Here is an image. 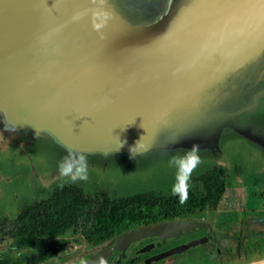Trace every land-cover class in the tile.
<instances>
[{
	"label": "water",
	"instance_id": "obj_1",
	"mask_svg": "<svg viewBox=\"0 0 264 264\" xmlns=\"http://www.w3.org/2000/svg\"><path fill=\"white\" fill-rule=\"evenodd\" d=\"M120 1L53 0L52 4L65 14L55 24L41 26L44 28L36 32L34 26L40 23L41 13L50 10L51 0H20V2L0 0V111H4L3 115L9 120L8 110H10L12 116L15 115L18 119L37 121L40 126H44L47 124L42 117L41 109L44 108L57 114L56 119L62 126L74 128L81 134L110 138L109 141H102L101 149L84 150L82 153L98 152L107 155L110 151L122 148L123 153L131 154L134 148L135 155H140L155 148L164 151V156H161L173 157L182 155L195 146L202 160L207 156L205 158L207 162L212 163V166H223L229 159L227 153L230 148L239 146L249 159L264 166V15H258L259 10L264 11V0H195L199 9L219 7L225 10H256L250 16L257 21H253L254 26L246 28L243 32L238 31L242 29L238 27V32H235L227 43L215 49V54L218 55L220 52L223 60L230 57L233 51L242 50L250 45L248 55L241 61L233 57L228 59V64L232 62L229 65L232 70L221 77L216 88L190 92H168L156 88L160 80L166 76L189 73L187 66L191 65L192 59L179 57L149 60L145 53L161 52L163 49L157 45V42L165 44L176 42L174 35L186 36V33L190 32L189 28L195 25V21L198 23L204 21L206 14L202 13L201 9L193 12L188 10V0H177L170 8L174 10L168 13V17H156L153 14L144 16V13L154 11L153 8L138 1L139 6L135 7V10L129 5L119 9ZM75 3L87 10H82V14L81 10L74 9L75 14H71L69 6ZM125 3L128 4L127 1ZM19 7L23 8L25 12L23 17L26 20L25 25L21 27L17 25L14 13ZM127 11L134 13L142 11L143 15L134 16ZM173 12L176 13L177 18L173 19ZM28 26L33 28L30 29ZM84 26L87 27V32L81 30ZM74 27L81 30L82 39L84 35H89L87 40L89 44L86 41L85 44L91 48L95 45L105 50L120 51L121 58H124L128 51L138 52L137 56H141L138 61L123 66L121 70L145 73L143 69L148 68L149 72L157 71L156 88L150 91L130 89L100 92L96 93L102 94L96 97L98 102L95 101L96 98H87L83 94V103L90 110L86 113L77 110V106L82 104L73 103L75 96L72 102H69L67 97L59 96L54 98V100L59 99L54 103L48 90L30 89L27 83L20 86V76L24 78L25 75L22 70L19 71V67L25 68L29 63L40 64L47 60L45 53L48 50L44 47H52L50 33L63 35ZM35 33L41 34L42 37H36ZM144 34L152 37L153 42L148 44L143 38ZM189 40L190 37L187 38V43ZM58 48L64 49L60 46ZM19 50L25 52L23 57L17 55ZM81 51L83 52L82 48ZM4 52L8 56L4 55ZM13 52H16L14 56H12ZM107 65L108 61L105 66ZM123 76L128 77V80L135 77L133 74ZM159 86L161 88V83ZM93 107L103 111H95ZM159 141L161 143L158 144ZM113 147L115 149L110 150ZM102 160L106 162V156H103ZM35 179L33 173L34 186ZM180 221H185L186 224L166 234L160 231L135 233L140 229ZM206 226L208 223L202 220L178 217L131 228L117 235L115 240L109 243L106 249L104 248L102 257L96 264H100L101 261L103 264L106 263L116 249H122L125 253L135 239L157 235L161 240H167L176 234H185L189 230ZM122 237H127L126 243L119 246L118 242ZM202 239L193 240L175 251L182 252ZM94 256L96 255H92L84 263ZM261 261H264V257L236 264H261Z\"/></svg>",
	"mask_w": 264,
	"mask_h": 264
},
{
	"label": "rangeland",
	"instance_id": "obj_2",
	"mask_svg": "<svg viewBox=\"0 0 264 264\" xmlns=\"http://www.w3.org/2000/svg\"><path fill=\"white\" fill-rule=\"evenodd\" d=\"M126 1L128 4L125 3ZM138 1L143 5L152 7L154 10L144 13V16L153 14L156 17H168V13L174 10L170 8L177 0H154V2H150V0H121L118 8L121 9L122 6L125 8L129 5L130 8L132 7V10H135V7L139 6L137 4ZM52 3L53 0H51L49 11L41 13L40 23L34 26L35 31L37 30L36 32L44 28L41 26L55 24L65 14L63 11L61 13L58 7ZM188 4V10L191 12L197 9L200 11L201 9L202 13L207 16L205 20L200 23L195 21V25L189 28L190 32H187L186 36L183 34L174 35L176 42L168 44L157 42V45L163 49L161 52L152 51L145 53L146 58L149 60L175 59L179 57L192 59L191 65L187 66L189 73L164 77L163 80H160L161 88L159 86L160 83L156 88L157 71L149 72L148 68L143 69L145 73L121 70L123 66L138 61L141 57L137 56L139 55L138 52L128 51L126 56L121 58L120 51L105 50L95 45L94 48L87 46L85 41L89 44V41H87L89 35H84V39L81 36V30L84 32L88 31L85 26L81 30L77 27L71 28L63 33V35L51 32L49 37L51 38L53 48L49 46L44 47V49L48 50L45 53V60H47L45 63L42 61L40 64L36 62L29 63L25 68L23 65V68L19 67V71L22 70L21 72L25 75L24 78L20 76L19 85H26L27 83L30 89L37 91H42V89L48 90V93L52 97L50 99L54 103H57V100H59H54V98H58L59 96L67 97L69 102H72L75 96L76 99L73 103L82 104L81 106H77V110L86 113L90 112V110L83 103V94L87 98H96L102 95L96 93L118 92L130 89L150 91L156 88V90L162 89L168 92L212 90L216 88L221 77L227 74L229 70H232V67L229 66L232 62L228 64V59L233 57L235 60L241 61L243 57L248 55L250 45L242 50L233 51L230 57L223 60L221 59L222 54L220 52H218V55L215 54V49L221 44L227 43L235 32H243L246 28L253 27V21L257 20L251 18L250 15L256 10H225L219 7H203L199 9V5L195 3V0H188ZM74 9L81 10L82 14V10H87L78 6L77 3L69 6L71 14H75ZM130 11H127V13L134 16L143 15L142 11H136V13ZM14 13L16 14L17 25L20 27L25 25L24 21L26 20L23 17L25 14L23 8L19 7L15 9ZM210 13H212L211 16ZM258 15H264V11L259 10ZM172 17L173 19L177 18L175 12L172 13ZM238 27L242 29L237 31ZM32 28L30 27V29ZM35 36L42 37L41 34L38 35L37 33H35ZM188 37H190V40L187 43ZM143 38L148 44L154 40L148 34H144ZM59 46L64 49H59ZM3 54L7 55L5 52ZM15 54L16 52H13L12 56ZM17 55L23 57L25 52L19 50ZM106 60L108 61L107 66H105ZM3 74L5 75V73ZM125 74H133L135 77L132 80H128V77L123 76ZM95 101L98 102V99L96 98ZM97 109V107H93L95 111H103L102 109ZM41 110L43 112L42 117L47 123L44 126H40L37 121H25V118L18 119L15 115L12 116L10 110H8V120L3 115L4 111H0V217H14L24 205L31 204L48 196L51 190L59 185L60 177L58 176L57 166L68 154L69 148L81 152L84 150H99L103 145V140H110L106 136L98 137L91 134H81L74 128L62 126L59 120L56 119L57 114L52 113L48 109L43 108ZM114 149L115 147L113 149L110 148V150ZM163 152L152 148L143 154L135 155L134 158L129 153H123L122 148L110 151L107 155L98 152L83 153L86 155L89 165V179L87 182H77L73 185L84 188L86 192L104 190L111 197H125L145 191L160 192L164 195L171 194L175 169L169 167L168 164L172 157H163ZM227 154L231 161L238 164L243 165L246 163L248 165L249 163L246 161L248 155L239 146H232ZM103 156H106V162L102 160ZM205 157L207 156L203 157L202 164L193 173L192 177L212 167V163L207 162V158ZM256 163H254V166ZM33 173L36 177L35 186L32 182ZM263 176H260L261 179L258 186L253 187L255 196H252L261 205H264V195L260 194L264 188ZM229 180L228 191L222 197L216 210L228 211L236 208L241 217L243 210L240 211V209L244 208L243 205L247 204V198L250 196L240 176H232ZM249 201L251 200L249 199ZM196 217L198 216H195V219ZM234 230L237 237L239 236L241 240L242 235L238 233L240 228L235 227L232 232ZM230 236L232 235H222L220 239L212 237L206 241V245L211 247L210 258L212 260L210 261L212 263L207 260L206 251L202 252V249L199 247L185 252L182 255V260L177 262V264H236L264 257L263 243L259 245L255 253L249 254L244 247H241L239 252H234L236 254L230 253L221 260L225 245L231 239ZM67 238L71 242L65 245V241L63 242V240H67ZM215 239L218 240L217 243ZM55 241H57L55 244H51L56 246L55 252H59L61 248V252L63 253L54 257L47 264H70V259L81 260L92 252L104 249L109 244L97 245L86 243L82 240L80 234L73 229H69L57 236ZM75 245L76 247H73ZM0 248H3V246L0 245ZM218 248L221 252L217 250ZM74 250H76L75 254L71 255L70 253ZM3 256L5 257V255ZM120 256V252H117L109 264H129V262L119 263ZM9 257L10 264H26L22 260V252H15L12 256L9 255ZM140 262L138 261L134 264H140Z\"/></svg>",
	"mask_w": 264,
	"mask_h": 264
},
{
	"label": "trees",
	"instance_id": "obj_3",
	"mask_svg": "<svg viewBox=\"0 0 264 264\" xmlns=\"http://www.w3.org/2000/svg\"><path fill=\"white\" fill-rule=\"evenodd\" d=\"M226 171L216 165L193 176L184 204L178 196L155 191L111 197L104 190L86 192L73 184L57 185L48 196L24 207L9 234L31 249L24 254L25 261L38 264L55 253L56 248L47 245L49 239L69 228L80 230L86 241L101 244L140 225L214 210L226 190Z\"/></svg>",
	"mask_w": 264,
	"mask_h": 264
},
{
	"label": "flooded vegetation",
	"instance_id": "obj_4",
	"mask_svg": "<svg viewBox=\"0 0 264 264\" xmlns=\"http://www.w3.org/2000/svg\"><path fill=\"white\" fill-rule=\"evenodd\" d=\"M239 165L241 164L234 162L230 166L225 167L227 170L226 177L229 175L231 176L239 175L243 179V182H244V179L247 182L249 181L251 182L252 179L256 178V181L254 183H257L258 180L261 179L260 176L264 175V172L256 171V170L254 171V169L250 168L251 166L246 168L247 166L246 164H243L241 166ZM261 195L262 196L264 195V188H263ZM27 205L29 204L24 205L18 211L16 216L20 212H22L24 207ZM16 216L14 217L1 216L0 217V239H1L0 245L3 246V248H0V260H7V264H10L8 260L10 258L9 255L12 256L13 253L15 252H22V260L26 264H28L24 259V254L30 251L31 249H29V247L25 246L24 244L22 243L20 244L19 242L15 241V238H12L9 234L11 227L14 225L16 221L15 220ZM195 216H198L196 217V219L200 218L199 220L202 219V221L207 222L208 226L200 227L196 230H189L185 234H176L174 236L169 237L167 240H161L159 236L157 235H150L149 237H141V238L135 239L130 243L125 253L122 249L114 250L112 254L109 256L107 262L104 264H109L112 257L117 252H120L121 254L120 259L118 260L119 263L129 262V264H134L138 261H141L140 264H177V262L182 260V255L185 252L192 251L195 248H199V247L200 249H202V252L206 251L207 260L211 262L210 261L212 260L210 258L211 247L206 245V241H208L209 238H212V237H215L216 239H220L222 235H226V236L232 235V236H230L231 239L229 237L230 241L225 245V248L223 251L224 254L221 255L222 256L221 260L227 257L230 253L232 254L235 251L239 252L241 247L242 248L244 247L245 250L249 254H252L253 252L255 253V250L259 247V245L264 243V216H259L258 214L249 215L247 214V211L243 210V214L240 217L236 208H233L228 211L227 210L217 211L216 209L212 210V209L207 208L203 212H197L194 215L186 216L183 218L189 217V218L195 219ZM235 227L240 228L238 233L242 235L241 240L239 236L237 237L235 230L234 232H232L233 228ZM69 229H73L74 231L78 232L82 240L89 244L103 245L106 243H111L116 238L114 237L111 240L101 243V244L90 243L83 238L80 230L76 228H69ZM56 238L57 236H55L54 239H49V242L47 245L53 246L51 244L52 243L55 244L57 242L55 241ZM196 239H202V240L198 242L196 245H194L193 247L185 249L182 252L175 251L177 248L193 240H196ZM216 239H215V242L217 243L218 240ZM64 241L66 242L64 243L65 245L71 242L68 240V238L67 240H63V242ZM54 247L56 248V246ZM73 247H76V245ZM217 250L221 252L219 248ZM98 251L90 253L89 255H87L85 258L81 260H78V259L73 260L72 258L70 259L71 260L70 264H81V261L84 262L86 259L94 255ZM57 252L53 253V255L50 257H45V259L38 264H47V262L51 261L54 257H57L61 253H63L61 252V248L59 252L58 253ZM75 252L76 250L72 251L70 254L74 255ZM3 255H5V257Z\"/></svg>",
	"mask_w": 264,
	"mask_h": 264
},
{
	"label": "clouds",
	"instance_id": "obj_5",
	"mask_svg": "<svg viewBox=\"0 0 264 264\" xmlns=\"http://www.w3.org/2000/svg\"><path fill=\"white\" fill-rule=\"evenodd\" d=\"M139 143V142H138ZM137 143V144H138ZM131 150V157H135V152ZM169 167L175 169L174 183L171 187V194L179 197V202L184 204L189 198L191 188L190 181L193 173L202 164V159L195 146L190 151L182 155L173 156L169 162ZM59 186L63 188L66 184H76L77 182H87L89 179V165L87 157L79 150L68 149V154L58 164ZM81 264H84L81 261ZM103 264V261L100 262ZM264 264V261H261Z\"/></svg>",
	"mask_w": 264,
	"mask_h": 264
},
{
	"label": "crops",
	"instance_id": "obj_6",
	"mask_svg": "<svg viewBox=\"0 0 264 264\" xmlns=\"http://www.w3.org/2000/svg\"><path fill=\"white\" fill-rule=\"evenodd\" d=\"M249 163L248 165L246 166V168L250 167L251 169H254V171H261V172H264V166H260L259 163H256L255 166H254V161H252L251 159L247 158V160ZM232 163H234V161H231L230 159L227 160V162L223 165V167H228L230 166ZM246 164V163H245ZM258 165H259V168H258ZM254 166V167H253ZM249 168V169H250ZM239 176V175H238ZM232 176L229 175L226 177V190L223 194V196H225V193L228 191V185L230 184L229 183V178H231ZM256 181V178L252 179L251 182H247L246 180H244V183L243 185L245 186V188L247 189L248 191V195L250 196L249 198H247V204L243 205L244 208L240 209L241 210H245L247 211V214L249 215H252V214H258L259 216H264V205H261V203L257 202V199L255 197L252 198V196H255V192H253L254 190V186H258V183H259V180L257 183H254ZM262 193V192H261ZM260 193V194H261ZM230 194V192H229ZM222 196V197H223ZM222 199V198H221ZM249 199L251 201H249ZM221 201V200H220ZM261 206V207H260ZM251 211V212H250ZM255 211V212H254Z\"/></svg>",
	"mask_w": 264,
	"mask_h": 264
},
{
	"label": "bare ground",
	"instance_id": "obj_7",
	"mask_svg": "<svg viewBox=\"0 0 264 264\" xmlns=\"http://www.w3.org/2000/svg\"><path fill=\"white\" fill-rule=\"evenodd\" d=\"M185 224H186L185 221H180V222H177V223H167V224H162V225H158V226H155V227H148V228L140 229V230L135 231V233L138 234V233H146V232H149V231H154V232L160 231L162 234H166V233H168V232H170V231H172L174 229L181 228ZM125 238H127V237H122L120 239V241L118 242L119 246H123L126 243V239ZM105 249H102V250L96 252L95 253L96 256H94L93 259H90L89 261L85 262L84 264H96L97 262H99V260L102 257L103 251Z\"/></svg>",
	"mask_w": 264,
	"mask_h": 264
}]
</instances>
